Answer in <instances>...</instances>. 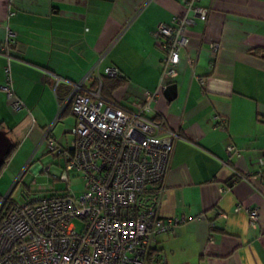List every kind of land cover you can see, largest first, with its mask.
Here are the masks:
<instances>
[{"label":"crops","instance_id":"crops-1","mask_svg":"<svg viewBox=\"0 0 264 264\" xmlns=\"http://www.w3.org/2000/svg\"><path fill=\"white\" fill-rule=\"evenodd\" d=\"M196 6L208 9L206 20L183 0H0V48L9 27L16 34L9 62L14 95L25 104L13 112L0 90V129L16 144L9 167L48 150V128L58 152L69 147L74 120L61 115L68 87L54 88L47 72L78 82L115 67L126 83L110 98L134 110L144 92L155 94L150 117L181 136L159 214L185 220L156 237L165 264H264V176L250 178L264 152V54L254 53L264 50V0H200ZM183 17L193 19L187 46L176 77L161 88L163 54L153 31ZM211 44L218 46L215 55ZM6 64L0 53V86ZM227 145L238 155H227ZM237 205L258 209L256 227L245 210L234 211Z\"/></svg>","mask_w":264,"mask_h":264},{"label":"built area","instance_id":"built-area-1","mask_svg":"<svg viewBox=\"0 0 264 264\" xmlns=\"http://www.w3.org/2000/svg\"><path fill=\"white\" fill-rule=\"evenodd\" d=\"M200 0H183L187 10L206 20L208 9L196 6ZM193 19L175 18L171 24L159 23L153 36L159 41L161 59L160 86L164 88L177 75L180 51L187 46L186 27ZM15 32L5 29L0 53L7 64L5 82L0 86L13 112L25 108L15 97L10 74L11 50ZM212 54L218 46L210 45ZM102 59L99 58V62ZM54 88L67 84L70 91L65 105L71 103L74 125L70 147L62 155L64 166L58 176L70 182L69 173L80 175L82 190L69 187L49 194H26L24 201H8L7 192L0 198V264H165L162 252L154 248L156 237L168 233L185 218L162 217L159 207L165 191L177 131L166 128L150 117L155 94L144 92L134 110L121 107L101 94V77L121 74L115 67H105L102 76L89 72L78 82L47 72ZM96 80L94 88L90 82ZM225 120L219 127L223 128ZM43 141L55 150L48 128ZM228 154L238 152L228 145ZM257 174L264 176V153L258 159ZM49 174V167L45 168ZM245 210L249 225L256 227V207L235 206ZM75 221L80 222L78 230Z\"/></svg>","mask_w":264,"mask_h":264},{"label":"rangeland","instance_id":"rangeland-1","mask_svg":"<svg viewBox=\"0 0 264 264\" xmlns=\"http://www.w3.org/2000/svg\"><path fill=\"white\" fill-rule=\"evenodd\" d=\"M67 119V123H70L71 125V120L73 118L71 119L70 117H68ZM73 125L74 121L73 124L70 126V129L73 127ZM71 137L72 135L69 134V147L72 141ZM43 149L45 150L40 151L36 156L34 155L30 159L27 158L31 161V163H27L26 159L20 167L16 166V163L14 162L9 167L10 158L8 159L3 171L1 172L2 175L5 172V176L0 178V196H5L11 186L18 179L19 182L10 195V199L17 202L24 201L26 197H30L31 195L49 194L56 191H63L68 187L75 193H79L82 190V182L80 175L75 171L69 173V183L60 181L58 179H53L54 176H59L60 169L63 167L64 158L63 156H57L54 152H49L48 150H46L45 147ZM17 167H19L18 170H16ZM46 167L50 168L49 174L45 171ZM10 177H12V179L9 181ZM25 187L28 190V196L24 198L21 195V191ZM75 225L79 230L81 227L80 222L75 221Z\"/></svg>","mask_w":264,"mask_h":264},{"label":"trees","instance_id":"trees-1","mask_svg":"<svg viewBox=\"0 0 264 264\" xmlns=\"http://www.w3.org/2000/svg\"><path fill=\"white\" fill-rule=\"evenodd\" d=\"M15 47V46H14ZM254 53H256V54H264V50H260V49H255L254 50ZM125 83H126V80L122 77V75H120L119 77H115V78H110V77H105V76H102L101 77V94L106 98V99H108V100H111V101H113L110 97H111V92L112 91H114L116 88H118V87H121V86H123V85H125ZM58 84H60V83H58ZM58 84L56 85V87L58 86ZM96 84H97V81L96 80H93V81H91L90 82V87H92V88H94L95 86H96ZM67 87H68V90H67V94L69 93V91H70V88H69V86L67 85V84H65ZM55 87V88H56ZM71 115V103L70 102H68L65 106H64V108H63V111H62V113H61V115ZM154 119V118H153ZM74 120V119H73ZM154 120H156V119H154ZM219 127V126H218ZM51 133V132H50ZM70 134V133H69ZM55 140V139H54ZM55 144H56V148H55V150H50L49 148H48V151L49 152H54V153H56V155L57 156H63L62 155V153H63V151L65 150V149H63L61 152H58V144L56 143V141H55ZM228 146V145H227ZM231 146H233V145H231ZM234 147V146H233ZM235 148V147H234ZM16 149V144H11V148H10V152L8 153V155L6 156V158H5V162H4V164L2 165V167H1V169H0V175H1V172L3 171V169H4V167H5V165H6V162L8 161V159L12 156V154H13V152H14V150ZM236 149V148H235ZM225 150H226V148H225ZM237 151V150H236ZM238 152V151H237ZM227 153V152H226ZM262 153H264V152H262ZM261 153V154H262ZM231 154H233V153H231ZM236 154V153H235ZM227 155H230V154H228L227 153ZM237 155V154H236ZM63 166H64V161H63ZM63 168V167H62ZM49 172H50V168H49ZM53 179H58V176H54V178ZM232 179L233 178H231L230 180H229V182H228V185H231V183H232ZM59 180V179H58ZM18 182H19V179L18 180H16L15 181V183L11 186V188L9 189V191H10V193H9V195H8V198H7V200L9 201H13V200H11L10 199V195H11V193L13 192V190L15 189V187H16V185L18 184ZM27 192H28V190H27V188L25 187L22 191H21V195L25 198V196H26V194H27ZM57 192V191H56ZM3 196H0V198H2Z\"/></svg>","mask_w":264,"mask_h":264},{"label":"water","instance_id":"water-1","mask_svg":"<svg viewBox=\"0 0 264 264\" xmlns=\"http://www.w3.org/2000/svg\"><path fill=\"white\" fill-rule=\"evenodd\" d=\"M11 141L5 130L0 129V169L5 162V158L10 152Z\"/></svg>","mask_w":264,"mask_h":264}]
</instances>
